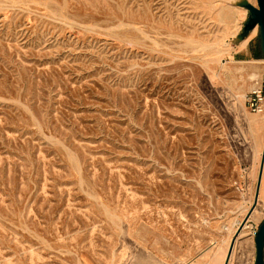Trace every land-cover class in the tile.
<instances>
[{"label": "rangeland", "instance_id": "1", "mask_svg": "<svg viewBox=\"0 0 264 264\" xmlns=\"http://www.w3.org/2000/svg\"><path fill=\"white\" fill-rule=\"evenodd\" d=\"M243 1L0 0V264L222 259L263 116Z\"/></svg>", "mask_w": 264, "mask_h": 264}, {"label": "crops", "instance_id": "2", "mask_svg": "<svg viewBox=\"0 0 264 264\" xmlns=\"http://www.w3.org/2000/svg\"><path fill=\"white\" fill-rule=\"evenodd\" d=\"M247 56V55H246ZM260 70V69H259ZM258 70V71H259ZM259 122L257 126L250 128V138H252L253 145L251 146L250 152V163L242 164V159L239 160L240 168L245 167L242 170V178L240 181L236 182L237 191L241 192L243 196V201L241 203L242 220L237 225L234 226V230L230 233V240L228 243V248L222 259H217V255L211 259L209 264H214L215 259L217 264H225L230 249V245L237 231L241 227L243 221L255 205L257 186L260 176L261 164L263 161L264 153V117H257ZM264 221V168L262 172V178L260 183V191L258 197V203L254 212L251 214L245 228L240 233L236 240L232 255L230 257L228 264H254L256 258V248H255V237L253 236V231L259 229ZM219 257V255H218Z\"/></svg>", "mask_w": 264, "mask_h": 264}, {"label": "water", "instance_id": "3", "mask_svg": "<svg viewBox=\"0 0 264 264\" xmlns=\"http://www.w3.org/2000/svg\"><path fill=\"white\" fill-rule=\"evenodd\" d=\"M257 5L258 6L255 7L252 4L248 3L247 1H243L240 3V7L245 8L249 12L248 18L244 23L242 34L240 35V39L242 40L245 39L252 31H254L258 27L260 31L261 52H262V57L264 59V0H257ZM263 168H264V153H263V161L261 164L260 176L257 186L255 205L253 206V208L251 209V211L243 221L241 227L237 231L236 235L234 236L232 243L230 245V249L225 264L229 263L236 240L239 237L242 230L245 228L251 214L254 212L256 205L258 203ZM255 248H256V258L254 264H264V221L255 235Z\"/></svg>", "mask_w": 264, "mask_h": 264}, {"label": "built area", "instance_id": "4", "mask_svg": "<svg viewBox=\"0 0 264 264\" xmlns=\"http://www.w3.org/2000/svg\"><path fill=\"white\" fill-rule=\"evenodd\" d=\"M247 106L251 112L255 114L264 115V90L263 88L253 91L247 97ZM257 230L253 231V236L255 237Z\"/></svg>", "mask_w": 264, "mask_h": 264}, {"label": "bare ground", "instance_id": "5", "mask_svg": "<svg viewBox=\"0 0 264 264\" xmlns=\"http://www.w3.org/2000/svg\"><path fill=\"white\" fill-rule=\"evenodd\" d=\"M252 72H253V71H252ZM256 74H257V72L253 74V78H254L256 81H258L260 78H258L259 76L256 75ZM251 78H252V77H251ZM258 82H259V81H258ZM258 86H259L258 83L255 84V87H253V91L257 90V88H259ZM263 117H264V115H263Z\"/></svg>", "mask_w": 264, "mask_h": 264}]
</instances>
